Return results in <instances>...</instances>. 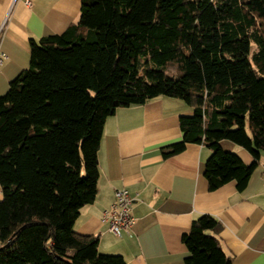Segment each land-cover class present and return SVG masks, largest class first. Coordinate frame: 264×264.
Here are the masks:
<instances>
[{
    "label": "trees",
    "instance_id": "obj_1",
    "mask_svg": "<svg viewBox=\"0 0 264 264\" xmlns=\"http://www.w3.org/2000/svg\"><path fill=\"white\" fill-rule=\"evenodd\" d=\"M162 95L192 107L162 154L204 143L209 189L242 190L264 152V0H81L77 22L31 40L0 95V264H127L74 223L97 193L106 118ZM220 228L194 218L184 263L230 264Z\"/></svg>",
    "mask_w": 264,
    "mask_h": 264
},
{
    "label": "crops",
    "instance_id": "obj_2",
    "mask_svg": "<svg viewBox=\"0 0 264 264\" xmlns=\"http://www.w3.org/2000/svg\"><path fill=\"white\" fill-rule=\"evenodd\" d=\"M80 7L81 0H0V50L6 54L0 95L29 66L30 41L63 32L79 20ZM190 114L184 100L164 95L116 108L103 126L95 199L80 208L74 229L97 235L101 253L119 254L127 264H185L181 237L194 218L208 214L221 224L216 236L230 264H264V152L242 190L233 180L209 189L206 144L189 142L179 153L162 154L182 139L180 117ZM220 144L251 163L245 148L229 140ZM121 188L133 198L134 222L116 236L103 212Z\"/></svg>",
    "mask_w": 264,
    "mask_h": 264
},
{
    "label": "built area",
    "instance_id": "obj_3",
    "mask_svg": "<svg viewBox=\"0 0 264 264\" xmlns=\"http://www.w3.org/2000/svg\"><path fill=\"white\" fill-rule=\"evenodd\" d=\"M6 54L0 50V65L4 62ZM115 200L111 207L103 212V220L108 222L109 231L116 236L128 232L134 218L131 214L133 198L124 188L116 189Z\"/></svg>",
    "mask_w": 264,
    "mask_h": 264
}]
</instances>
